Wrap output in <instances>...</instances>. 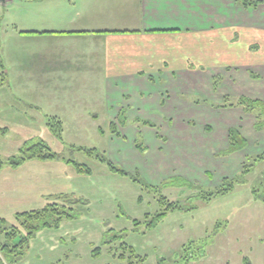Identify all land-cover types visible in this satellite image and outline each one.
I'll list each match as a JSON object with an SVG mask.
<instances>
[{"label":"crops","instance_id":"0c3cea01","mask_svg":"<svg viewBox=\"0 0 264 264\" xmlns=\"http://www.w3.org/2000/svg\"><path fill=\"white\" fill-rule=\"evenodd\" d=\"M34 1L33 24L21 26L15 41L29 49L24 51L32 57L31 75L39 77V88L50 95L44 101L62 103L57 93H85L88 101L78 103L72 94L65 99L66 110L41 104L46 109L43 118L67 114L70 123H98L100 118L120 123L125 107L126 122L155 117L150 121L172 126L170 138H157L154 131L155 154L144 157L141 171L150 184L180 177L202 188L220 186L241 172L249 158L248 145L264 142V130L255 131L254 118L240 109L218 108L213 115V109H194L183 102L202 95L213 104H220L224 96L264 103V0H250L258 3L254 9H244L235 0ZM203 124L209 129L198 126ZM230 129L239 132L246 146L226 154ZM131 144L133 149L139 145L134 150L140 154L149 151L144 146L141 152L142 144L135 140ZM74 162L58 156L27 160L13 168H25L14 183H2L1 196L30 184L27 188L34 190L40 204L74 200L84 207L89 202L82 199L80 180L92 178L93 172L79 173ZM261 251L259 262L254 252V260L240 254L214 264H264Z\"/></svg>","mask_w":264,"mask_h":264},{"label":"rangeland","instance_id":"374dc122","mask_svg":"<svg viewBox=\"0 0 264 264\" xmlns=\"http://www.w3.org/2000/svg\"><path fill=\"white\" fill-rule=\"evenodd\" d=\"M35 3L34 0H0V62L4 68L2 73V66L0 67V84L3 81L1 75L4 76V85H0V188L2 183H14L19 173L25 169H13L10 160L18 159L22 156V151L31 149L39 142L47 145L48 153L56 155V158L58 156L59 159L86 165L92 170L93 176L80 180L82 199H87L89 204L81 207L69 199L74 202L72 206L76 217L72 220L63 219L58 228L38 232L28 243L23 255L16 258V263L186 264L184 260L192 255L195 261L189 264H214L224 258H237L240 254L247 261L262 260L264 142H249L246 152L250 153L251 159L244 165L249 167L253 159L255 164L250 166L248 175L243 177V183L236 184L228 194L209 201L194 199L189 205H196L195 210L169 213L150 228L153 218L165 209L161 199L176 202L190 195L180 187L167 186L176 177H171L160 185L150 184L143 173L144 157L148 153L155 154L154 131L158 132L157 138H170L172 126L150 121L158 119L155 117L150 120L139 118L138 124L133 123L134 119L126 122L128 118L125 117V107L120 110V123H106V119L102 118L98 123H70L67 122V114L57 118H43V110L46 109L39 107L41 104L66 110L69 103L65 104V99L70 100L72 94L78 103L88 101L83 97L85 93H57L60 99H64L62 103L53 100L46 104L44 101L49 100L50 95L39 88V77L31 75L32 57L29 52L24 51L29 49L15 41L16 32L20 31L21 26H32ZM20 53L22 61L18 58ZM240 97L245 96H224L220 104H213L209 97L201 95L184 99L183 102L192 104L194 109L198 106L213 109V115H216L215 109L218 108H237L244 115H251L255 124L254 115L244 112L236 105ZM148 109L150 108L147 111ZM154 114L158 113L154 111ZM200 116L203 117L204 114L200 113ZM198 126L209 129L208 125ZM117 129L121 132H117ZM134 140L142 144L141 152L144 151V146L150 152H135L136 148L133 149L131 144ZM135 153L141 161L136 159ZM99 155L104 156L116 168L137 176L144 186L128 177L109 174ZM73 184L76 185V181ZM29 185L10 188L8 196L7 193L1 196L0 189V220H4L6 227L16 225L15 215L41 210L46 206L35 198L32 193L34 190L27 188ZM145 185L150 189H146ZM218 187L214 185L204 189L214 190ZM58 204L63 203L60 201ZM80 209L84 211L83 214ZM113 237H116L115 241ZM105 242H109V245ZM129 248L133 253H130ZM96 249L97 255L94 254ZM254 252L258 254L251 259Z\"/></svg>","mask_w":264,"mask_h":264},{"label":"trees","instance_id":"16d2710c","mask_svg":"<svg viewBox=\"0 0 264 264\" xmlns=\"http://www.w3.org/2000/svg\"><path fill=\"white\" fill-rule=\"evenodd\" d=\"M236 5L244 8V9H254L257 7L258 3L250 0H235ZM3 75V74H2ZM3 82V81H2ZM1 85V84H0ZM238 107H241L244 112L252 113L256 118V122L254 124V130L259 132L264 130V103L260 100H252L246 97H240L238 99V103L236 104ZM233 106V105H232ZM146 122H142L145 124ZM147 124H149L147 122ZM121 126V125H119ZM229 146L226 154H232L237 151L243 150L246 146V142L240 136L239 132L235 129L229 130ZM136 148H139V145H136ZM27 150V151H26ZM25 152H21V157L18 159L10 160V164L13 167H17L23 164L27 160H31L34 158L41 160L55 159L56 155L48 153L49 149L47 145L42 142L31 147V149H26ZM44 152V153H43ZM101 162L105 163L107 169L110 173L120 175L122 177H128L131 181L140 184L142 181L136 178L137 176L130 175L126 171L116 168L113 164L108 162L104 156H98ZM253 159L252 164L243 165L242 171L239 176H236L232 179H224L221 185L214 190L207 189L205 190L202 187L193 185L180 177H176L171 179L170 183L167 184L168 187H180L182 190H187L190 195L187 197H182L180 201L176 202H167L164 199H161L162 205H165V209L162 213L157 214L152 223L150 224V228L154 227L158 222H160L164 217L169 213H173L176 211L179 212H190L196 209V205H189L191 201L200 200V201H209L217 196H224L231 192L236 184L243 183V177L248 175L250 166H253L255 163ZM247 162L250 159L246 160ZM75 163V162H74ZM2 162H0L1 167ZM76 170L79 173L90 174L89 168L84 164L75 163ZM245 166L247 168H245ZM245 169V170H244ZM140 185H143L140 184ZM144 186V185H143ZM146 189H150L149 186L145 185ZM79 203V201H78ZM74 202L68 201L65 204H50L46 205L41 210H34L30 212H25L21 214L15 215V224L6 227L4 220H0V264H17L16 258L23 255V251L27 248L30 240L40 231L45 229L58 228L60 222L63 219L72 220L76 217V214L73 209ZM189 205V206H188ZM114 241L116 237H113ZM113 241V242H114ZM109 244V242L107 243ZM130 253H133L132 249ZM95 251V250H94ZM93 251V252H94ZM95 255L98 254V249L94 252ZM131 258V257H130ZM135 258V256H132ZM194 258V256H187L184 262ZM133 264V263H128Z\"/></svg>","mask_w":264,"mask_h":264}]
</instances>
